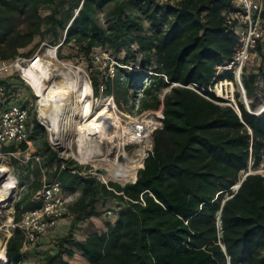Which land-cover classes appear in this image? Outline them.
<instances>
[{
	"label": "trees",
	"instance_id": "obj_1",
	"mask_svg": "<svg viewBox=\"0 0 264 264\" xmlns=\"http://www.w3.org/2000/svg\"><path fill=\"white\" fill-rule=\"evenodd\" d=\"M239 9V0H0V64L26 59L42 43L56 46L61 60L65 48H74L89 68L96 67L97 54L107 53L129 69L118 67L111 78L94 68L97 97L114 96L115 85L125 96L143 89L140 112L164 105L163 125L135 182L105 184L46 146L48 158L16 204L8 264H23L22 214L40 207L32 197L42 187L41 171L55 165L51 179L80 197L70 207L68 234L44 264H73L76 255L88 264H264V174L248 171L263 161L264 114L254 115L239 102L240 116L211 90L235 80L219 67L235 57ZM146 79L151 83L144 88ZM260 79L264 62L245 68L248 98L258 95ZM24 86L20 74L0 79L1 106L15 101ZM27 125L44 130L31 110ZM8 149L26 151L28 144L3 147ZM109 202L113 217L104 231L92 228L76 239L73 225L100 219Z\"/></svg>",
	"mask_w": 264,
	"mask_h": 264
},
{
	"label": "rangeland",
	"instance_id": "obj_2",
	"mask_svg": "<svg viewBox=\"0 0 264 264\" xmlns=\"http://www.w3.org/2000/svg\"><path fill=\"white\" fill-rule=\"evenodd\" d=\"M164 1V0H163ZM101 20L104 19L103 15L100 16ZM39 40L36 41L38 43ZM54 48H57L56 46H51L46 43L40 44L36 49H29L30 56L26 59H18L13 62H9L13 64V67L10 68L8 71L0 73V79H6L9 77H12L14 74H20L22 77V74L17 67L18 63H26V61L32 60L35 57H40L44 59L45 61H49L54 63L56 66H58L63 72H70L72 70L73 77L76 78L77 76L75 73L78 74L80 78H84L85 80L89 81L92 85L91 76H92V70L94 68H97L101 75L108 77L110 64L105 62H97L96 67L89 68L88 61L82 56H79L77 51L72 47H67L63 50V55L66 57V59L61 60L58 55L55 59L51 57L50 54H48L49 50H52ZM58 49V48H57ZM57 51V50H56ZM261 54L263 56V62H264V46L261 47ZM96 60V59H95ZM1 65V64H0ZM251 67L258 68L257 65H248V69L250 70ZM54 78V79H53ZM49 82H47V86L51 87L55 81L60 82L61 77H53ZM22 79L25 81V86L19 88V97L16 98L15 101H13L10 104L16 103L20 104L24 107H26L28 110H31L33 113H36L38 116L39 121L44 126V130L41 132H35L34 130H28L29 138L33 141V147L37 150V156H41L40 153L43 152L45 149V146L47 144L51 146L60 156L65 158L66 160H72L75 163L82 165L84 167H87L88 173L94 174L97 176L103 183L108 184L109 182H116L121 185H125L130 182H135L137 180L138 171L144 167V160L148 156L150 149L153 146V140L152 138L150 140H145L141 142H137L134 140L128 139V137L123 138L122 141H120L121 145L117 146V148L114 150L112 145L106 144L104 145V150L109 154L110 161H94V162H80L75 156L72 154L71 151L68 149H62L58 148L54 145L51 141V134L48 128L44 125L43 121L40 119L39 116V109H40V98L36 95L34 90L28 85L26 80L22 77ZM260 79V89L258 91V95L253 98H248L247 100L249 102V107L244 102V94L240 87L236 84L235 80L230 81L229 83H222L219 85L218 89L215 90V93L218 97L222 98L225 103H222L223 105H229L233 106L238 112H239V106L238 103L241 102L245 105L246 109L249 112L253 113H260V115L264 114V89L263 85L261 83ZM232 83V84H231ZM225 86L227 87V93L225 91ZM93 87V85H92ZM29 88L32 89L34 96H28ZM123 89L121 87H117L114 85V92L115 95L107 96L105 93H102L99 97H97L94 93L93 89V112H96L97 110L101 109L106 101L108 99H112L114 102V108H113V116L114 120L121 124V128L123 130L131 128V123L134 121V119L141 118L142 119H149L152 118L154 115L152 114V111H146V112H140V93H135V91H131L128 96H125L122 92ZM219 93H218V92ZM240 93V97L238 94ZM221 96H220V95ZM163 96V95H162ZM76 97V93L70 94L68 96V101L71 102ZM24 98V100H22ZM22 100V101H20ZM253 102L255 105V108L253 109L250 105V103ZM139 106V107H138ZM263 111V112H262ZM80 119V120H79ZM77 122H80L82 120L81 116H77L75 118ZM71 134V135H70ZM76 135V131H73L71 133H68L67 137H71L72 139ZM38 151L40 153H38ZM5 153V151H2ZM114 152V153H113ZM116 152V153H115ZM141 152V153H140ZM143 152V154H142ZM25 155L22 151L21 154L18 155V157H3L0 158V164L7 165L13 175L17 178L18 184L17 188L14 192L13 198L11 202L9 203L11 205V209L6 208L2 214L1 221H0V250L3 249L6 251V246L8 240L13 235V231L15 228V222L14 219L18 215L16 212V204L20 202L22 196L26 193V190L28 187L22 190L23 185H29L33 179L35 178L34 172L37 170V166L39 163L35 160V165L31 166L30 164H27L24 162ZM28 170H30L28 172ZM249 173H262L264 174V155H263V161L258 168L257 171H253L252 169L248 170ZM31 174L33 176H31ZM244 175V172H243ZM71 205L74 204L78 197L71 196ZM114 205L109 202L107 205H104V208L101 209L102 211V217L100 219H95L94 221H86L81 220L76 222L75 225H73V231H74V237L76 239H84L86 237L87 232L92 228H97V226L104 228V224L106 221L112 219L113 216L107 214V210L112 208ZM23 218V214H22ZM74 219V216L72 215L71 211L69 210L68 215L59 223V225L43 240L38 242L37 244L30 247L29 250L24 251L25 257L23 264H44L43 258L44 256L51 252H55V249L57 247L59 239L67 235L70 229V226L72 224V221ZM6 253V252H5ZM73 264H78L77 261L74 260Z\"/></svg>",
	"mask_w": 264,
	"mask_h": 264
},
{
	"label": "built area",
	"instance_id": "obj_3",
	"mask_svg": "<svg viewBox=\"0 0 264 264\" xmlns=\"http://www.w3.org/2000/svg\"><path fill=\"white\" fill-rule=\"evenodd\" d=\"M239 2L240 9L236 12V18L240 22V28L237 30L239 36L238 47L234 59L229 64L219 67V72H232L236 84L243 93H246L243 85L245 68L248 65L260 66L263 62L261 47L264 46V0H239ZM95 59L98 62L110 64L108 76L111 78L116 76L118 67L129 69L128 66L120 65L107 53L97 54ZM12 67L13 64L11 63H2L0 65V73L8 71ZM223 82L226 84L229 83L228 80L220 81L215 83L211 90H217L218 85ZM150 83L151 81L149 79L144 80L143 87L145 88ZM101 88L104 90L105 85H102ZM226 88L225 86L227 93ZM137 92L142 96L143 89H139ZM162 100H164V96ZM163 111L164 105L162 104L158 111H152L154 115L152 118L141 120L139 117L134 119L131 123L134 141L141 142L152 138L154 132L163 125ZM251 113L257 116L260 115V113ZM28 119L29 110L26 107L16 103L3 107L1 106L0 97V158H17L21 154V152L3 153L4 146L20 144L22 142H26L28 146L31 144L27 125ZM28 149L24 153L26 154L24 162L27 164L32 163L30 164L31 166L34 165L35 160L37 163H40L41 158L32 154ZM152 149L153 146L150 151ZM25 188L26 185H23L22 190ZM71 196L72 194L63 190L61 181L58 178L50 181L45 179L43 181L41 189L34 196V202L40 204V207L25 212L19 224L26 238L23 251L29 250L31 246L37 244L41 237L46 236L50 230L55 229L59 225L69 213L72 202ZM109 215H112V213H109Z\"/></svg>",
	"mask_w": 264,
	"mask_h": 264
},
{
	"label": "bare ground",
	"instance_id": "obj_4",
	"mask_svg": "<svg viewBox=\"0 0 264 264\" xmlns=\"http://www.w3.org/2000/svg\"><path fill=\"white\" fill-rule=\"evenodd\" d=\"M56 50L58 49L48 51L53 59L57 56ZM17 67L22 77L40 98L39 116L50 131L52 143L58 148L71 151L80 162L110 161L109 152L104 150V145L108 143L115 150L121 145L120 141L123 138L134 140L132 128L123 130L121 124L114 120L112 99H108L101 109L93 112V87L77 73H75L77 77L74 78L72 70L63 72L54 63L40 57H35L26 63H18ZM56 76L61 77V81H55L51 87H48L46 83ZM73 93H76V97L70 106L68 96ZM244 102L249 106L247 99H244ZM77 116H81L80 122L75 120ZM73 131H76L74 138L67 137L68 133ZM17 183V178L11 169L7 165L0 164V221L4 210L11 209L9 203ZM7 263L5 250L1 249L0 264Z\"/></svg>",
	"mask_w": 264,
	"mask_h": 264
},
{
	"label": "crops",
	"instance_id": "obj_5",
	"mask_svg": "<svg viewBox=\"0 0 264 264\" xmlns=\"http://www.w3.org/2000/svg\"><path fill=\"white\" fill-rule=\"evenodd\" d=\"M262 80V79H261ZM261 83H262V87H263V89H264V81L262 80L261 81ZM30 137V136H29ZM30 139V138H29ZM31 140V139H30ZM16 146V147H18V145L19 144H11V145H9V146H7L8 148H10L11 146ZM47 146H49L48 144H47ZM28 150H30V152L32 153V154H34L35 156H37V150L33 147V141L31 140V144L28 146ZM49 148H50V151L51 152H53V154L54 153H56L57 154V157L58 158H60V159H65V158H63L62 156H60V154H58L53 148H51V146H49ZM22 150L21 149H18V151H16L17 153L18 152H21ZM5 152H10V150L8 149V150H6ZM23 153H25L26 151H22ZM38 153H40L39 151H38ZM40 158H41V162L38 164V166H37V168L38 167H42L43 166V163L46 161V159L48 158V156H49V153L48 152H46V146H45V149L43 150V152H41L40 153ZM34 165H35V163H34ZM55 169H56V165L54 166V167H44V169H42V171H41V176H40V178H39V180H41V182L43 183V181L46 179V180H52L51 179V177H52V174H54V171H55ZM31 176H33L32 174H31ZM36 180V177L33 179V181L29 184V185H26V187H28L27 188V190H26V193H28V191H29V187H30V185L34 182ZM39 191V190H38ZM37 191V192H38ZM36 192V193H37ZM36 193L33 195V197H32V201L34 202V196L36 195ZM70 194H72L73 196H75V197H80V192L79 191H77V192H74V193H70ZM95 219H93V221H94ZM97 229L98 230H100V231H104V228H101V227H99V226H97ZM74 260L75 261H77L78 262V264H88V262L84 259V258H82L80 255H76L73 259H72V263H74Z\"/></svg>",
	"mask_w": 264,
	"mask_h": 264
},
{
	"label": "water",
	"instance_id": "obj_6",
	"mask_svg": "<svg viewBox=\"0 0 264 264\" xmlns=\"http://www.w3.org/2000/svg\"><path fill=\"white\" fill-rule=\"evenodd\" d=\"M244 94V99L246 100L247 99V95H246V93H243ZM249 107V106H248ZM239 115L241 116V112H240V110H239ZM241 186V184L240 185H238L236 188L238 189L239 187ZM6 252V251H5Z\"/></svg>",
	"mask_w": 264,
	"mask_h": 264
},
{
	"label": "clouds",
	"instance_id": "obj_7",
	"mask_svg": "<svg viewBox=\"0 0 264 264\" xmlns=\"http://www.w3.org/2000/svg\"><path fill=\"white\" fill-rule=\"evenodd\" d=\"M237 186H238V185H237ZM237 186H236V187H237ZM236 189H237V188H236ZM7 264H8V263H7Z\"/></svg>",
	"mask_w": 264,
	"mask_h": 264
}]
</instances>
